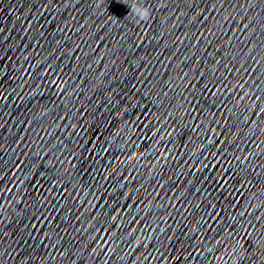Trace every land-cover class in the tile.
I'll use <instances>...</instances> for the list:
<instances>
[{"label": "clouds", "instance_id": "obj_1", "mask_svg": "<svg viewBox=\"0 0 264 264\" xmlns=\"http://www.w3.org/2000/svg\"><path fill=\"white\" fill-rule=\"evenodd\" d=\"M130 7V12H133L136 14L140 20H145L148 17V10L146 8H143V6L135 4Z\"/></svg>", "mask_w": 264, "mask_h": 264}]
</instances>
